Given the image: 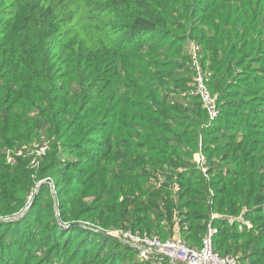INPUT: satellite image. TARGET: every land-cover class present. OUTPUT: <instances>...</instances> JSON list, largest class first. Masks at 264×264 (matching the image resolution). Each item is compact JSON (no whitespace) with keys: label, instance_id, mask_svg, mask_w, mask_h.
Segmentation results:
<instances>
[{"label":"trees","instance_id":"16d2710c","mask_svg":"<svg viewBox=\"0 0 264 264\" xmlns=\"http://www.w3.org/2000/svg\"><path fill=\"white\" fill-rule=\"evenodd\" d=\"M36 189L0 220V264H169L106 234L199 249L208 225L215 253L264 264V0H0V219Z\"/></svg>","mask_w":264,"mask_h":264},{"label":"built area","instance_id":"2783aa9c","mask_svg":"<svg viewBox=\"0 0 264 264\" xmlns=\"http://www.w3.org/2000/svg\"><path fill=\"white\" fill-rule=\"evenodd\" d=\"M188 57L189 68L192 73V84L189 90V96L200 101L208 118L207 125H210L219 116L217 96L209 90L207 84L210 73L201 64L200 48L197 45L190 46ZM28 149L29 151L27 154L30 153L32 157L30 166L31 168H36L39 164V160L47 153L48 145L34 144ZM25 150L27 149L25 148L24 151ZM5 157L6 163L15 165L17 159L23 157V151H7ZM193 161L201 173L206 176L207 161L201 152V145H199V150L193 156ZM262 213L264 215V207L262 208ZM214 218L220 219L221 217L212 215L211 220ZM224 219L229 225L236 224L238 226L251 228V224L244 220L241 215L235 218L227 217ZM214 233L215 230L208 225L207 234L203 238L199 249H192L186 246L177 230H175L174 235L166 241H161L157 237L148 236L146 234L139 235L128 231H114L107 234L135 250L141 261H149L152 257H156L159 261H166L163 257L165 256L170 259L168 261L169 264H237L236 258L231 256H220L214 252L211 240Z\"/></svg>","mask_w":264,"mask_h":264},{"label":"water","instance_id":"95a60500","mask_svg":"<svg viewBox=\"0 0 264 264\" xmlns=\"http://www.w3.org/2000/svg\"><path fill=\"white\" fill-rule=\"evenodd\" d=\"M42 184H48V185H50V187L53 189V186H52L50 180H46V181L41 182V183L39 184V186L42 185ZM36 195H37V191L34 192V194H33V196H32V199H31L29 205H28V206L24 209V211H22L18 216H16V217H12V218L0 219V220H3V221H11V220H15V219L21 217V216H22V215H23V214L29 209V207L34 203V201H35V199H36ZM106 235H108L109 237L114 238L113 236H110L109 234H106ZM163 257H164L167 261L170 260L169 258H167V257H165V256H163ZM176 264H179V263H176Z\"/></svg>","mask_w":264,"mask_h":264},{"label":"rangeland","instance_id":"374dc122","mask_svg":"<svg viewBox=\"0 0 264 264\" xmlns=\"http://www.w3.org/2000/svg\"><path fill=\"white\" fill-rule=\"evenodd\" d=\"M28 151H29V149L26 151V156L28 157H30V159H31V156H30V153L29 154H27L28 153ZM39 187V184L37 185V188ZM50 189H51V191H52V188L50 187ZM35 191H37V189L36 190H34V192ZM34 192H33V194H34ZM167 261V260H166Z\"/></svg>","mask_w":264,"mask_h":264},{"label":"crops","instance_id":"0c3cea01","mask_svg":"<svg viewBox=\"0 0 264 264\" xmlns=\"http://www.w3.org/2000/svg\"><path fill=\"white\" fill-rule=\"evenodd\" d=\"M166 262V261H165ZM167 263H169L168 261H167Z\"/></svg>","mask_w":264,"mask_h":264}]
</instances>
